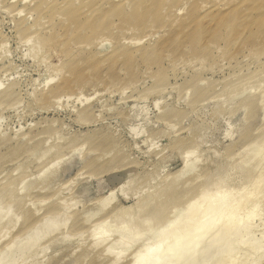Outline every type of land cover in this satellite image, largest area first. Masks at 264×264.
I'll list each match as a JSON object with an SVG mask.
<instances>
[{
    "label": "rangeland",
    "instance_id": "374dc122",
    "mask_svg": "<svg viewBox=\"0 0 264 264\" xmlns=\"http://www.w3.org/2000/svg\"><path fill=\"white\" fill-rule=\"evenodd\" d=\"M263 2L0 0V264L145 262L190 198L244 224L217 264H264Z\"/></svg>",
    "mask_w": 264,
    "mask_h": 264
},
{
    "label": "bare ground",
    "instance_id": "6f19581e",
    "mask_svg": "<svg viewBox=\"0 0 264 264\" xmlns=\"http://www.w3.org/2000/svg\"><path fill=\"white\" fill-rule=\"evenodd\" d=\"M25 1V0H24ZM28 1V0H27ZM78 1V0H77ZM248 3H250V5L252 6V5H254L256 2H258V0H246ZM262 1V0H261ZM55 2H57V1H55ZM25 3V2H24ZM23 3V4H24ZM159 3H160V1H159ZM57 4V3H56ZM59 4V3H58ZM56 7H57V9H58V5H55ZM56 7H55V9H56ZM54 9V10H55ZM103 10V9H102ZM255 10H256V13L258 12V15L257 16H259V12H263L264 13V2H263V4H261V5H258L257 4V6H256V8H255ZM255 10H254V12H255ZM177 11V10H176ZM24 12V11H23ZM89 12H91V14H92V16L93 15H95V13H96V11L95 10H92V11H89ZM163 13V12H162ZM21 14V13H20ZM261 14V13H260ZM256 15V14H255ZM20 16V15H19ZM30 17V16H29ZM31 19V18H30ZM81 20V19H80ZM42 22V21H41ZM115 23V22H114ZM66 24V23H65ZM77 24H79V23H77ZM81 24V23H80ZM78 28V27H77ZM74 32V31H73ZM59 33V32H58ZM66 36V35H65ZM64 36V37H65ZM80 36V35H79ZM84 37V36H83ZM89 38V37H88ZM97 42H99V41H97ZM88 43V42H87ZM96 43V42H95ZM133 43V42H132ZM140 43V42H139ZM64 45H66V44H64ZM68 45V44H67ZM65 47V46H64ZM212 47V46H211ZM66 48V47H65ZM68 48V47H67ZM88 49V48H87ZM193 51V50H192ZM64 52V51H63ZM198 56V55H197ZM241 56V55H240ZM114 57V56H113ZM208 57V56H207ZM179 64V63H178ZM177 65V64H176ZM205 68V67H204ZM210 68V67H209ZM174 72V71H173ZM205 73V72H204ZM49 81V80H48ZM65 81V80H64ZM200 84H202V83H200ZM189 87V86H188ZM13 90V89H12ZM12 90H10V91H7V92H5V94H2L3 96V98H5L6 96H8L9 94L11 95V93L10 92H13ZM59 91H61V90H59ZM69 91V90H68ZM191 91V90H190ZM197 91V90H196ZM4 93V92H3ZM63 93V92H62ZM188 93V92H187ZM197 93V92H196ZM205 93V92H204ZM189 94H190V92H189ZM206 95V94H205ZM1 96V95H0ZM1 98V97H0ZM9 98H11V97H8V99ZM194 98V97H193ZM8 99H5V100H8ZM195 99V98H194ZM1 100V99H0ZM262 100V99H261ZM4 101V100H3ZM197 101V100H196ZM263 102V101H262ZM261 102V103H262ZM207 104V103H206ZM3 105V104H2ZM200 105H202V104H200ZM263 105V104H262ZM175 113V112H174ZM264 118V117H263ZM169 121H171V120H169ZM174 127V126H173ZM171 128V127H170ZM197 132V131H196ZM198 133V132H197ZM258 133V132H257ZM191 135V134H190ZM193 135V134H192ZM257 143V142H256ZM256 143H254V144H256ZM263 144H264V141H263ZM262 144V145H263ZM257 145V144H256ZM251 147V146H250ZM248 149H249V146L247 147ZM252 148V147H251ZM254 148V147H253ZM196 151V150H195ZM256 151V150H255ZM245 152V151H244ZM243 152V150H242V153H244ZM240 153V152H239ZM238 153V154H239ZM248 154V153H247ZM240 155V154H239ZM244 155V154H243ZM250 155V154H249ZM213 156V155H212ZM208 157H210V156H208ZM214 157V156H213ZM245 157H248V156H244V158ZM103 158V157H102ZM239 158H241V156L239 157ZM243 158V159H244ZM235 159V158H234ZM213 164V163H212ZM93 166V165H92ZM227 167V166H226ZM216 168V167H215ZM229 168V167H228ZM226 169V168H225ZM231 169V168H230ZM224 170V169H223ZM226 175V174H225ZM211 177V176H210ZM171 178V177H170ZM204 179V178H203ZM219 179V178H218ZM168 180H169V178H168ZM198 181H200V180H198ZM197 181V182H198ZM212 181V180H211ZM220 182V181H219ZM223 183V182H222ZM189 184V183H188ZM214 184V183H213ZM212 184V185H213ZM172 185V184H171ZM170 185V183H169V186L167 187L166 186V188H165V192H167L169 195L171 194V192L173 193L174 191H172L173 189V187ZM202 185V184H201ZM185 187H187L186 185H185ZM190 187V186H189ZM171 189V190H170ZM177 189V188H176ZM206 189V188H205ZM164 190V189H163ZM162 190V191H163ZM200 190H202V189H200ZM203 191V190H202ZM206 191V190H205ZM164 192V193H165ZM162 193V192H161ZM159 194H160V192H159ZM174 194V193H173ZM204 194V192L202 193V194H199V195H203ZM162 195V194H161ZM167 195V194H166ZM165 195V196H166ZM175 195V194H174ZM174 195H172V196H168L169 198L170 197H172V199H170V201H171V203H164V201H163V199L164 198H162V196H157L158 198L160 197V198H162V199H160L159 198V200L158 199H155L154 197H152V196H154V195H152V196H150L148 199H146V202L144 203V207H146V208H149V206H151L154 202H156V200L158 201V202H156V204L158 205L159 204V202H160V200H162L163 201V203L162 204H160V205H156V206H154L153 208V211H151V215L152 216H149L148 217V219H146V224H150V223H152V221H158V222H160V223H165L166 221H167V219H169V213H171L172 211H173V209H174V207L176 206V207H178L177 205H176V202L177 203H179L180 204V201L181 200H183V198H181V200L178 202L177 201V198L176 197H178V196H176V197H174ZM197 195V194H196ZM196 195H195V197H196ZM156 196V195H155ZM163 196H164V194H163ZM164 196V197H165ZM198 196V195H197ZM201 196H199V197H201ZM152 197V198H151ZM167 196L165 197V198H168ZM168 198V199H169ZM178 198H180V197H178ZM194 198V197H193ZM193 198H192V203H193ZM198 198V197H197ZM108 199V201H109V198H107ZM168 199H166V200H168ZM194 199H196V198H194ZM106 200V199H105ZM165 200V199H164ZM190 201H188V203L190 202L191 203V198L189 199ZM197 200V199H196ZM196 200H194V202H196ZM107 201V200H106ZM169 200H168V202H170ZM183 202H185V201H183ZM183 202H181V205H182V203ZM187 203V204H188ZM165 204V205H164ZM170 204H172V205H170ZM178 204V205H179ZM187 204H186V202H185V204L184 205H186L187 206ZM28 205H29V203H28ZM27 205V206H28ZM162 205V206H161ZM170 205V207L168 208V206ZM184 205L183 206H181L182 208H184ZM193 205V204H192ZM192 205H189L188 204V207L189 206H192ZM143 206V205H142ZM180 206V205H179ZM173 209H172V208ZM175 207V208H176ZM139 208V207H138ZM141 208V207H140ZM140 208H139V210H140ZM182 208H178L179 209V212H180V209H182ZM189 208H192V207H189ZM189 208H186L185 207V209H189ZM142 209H145V208H143L142 207ZM178 209H176V213H177V210ZM245 209V208H244ZM146 210V209H145ZM172 210V211H171ZM175 210V209H174ZM184 210V209H183ZM181 211L180 213L178 212V216L176 215V217H178V218H176L175 216H173V215H171V216H173L172 217V219H175L174 221H171L172 219L170 218L169 220L170 221H167L166 223H168V222H172V223H170L171 225L173 224V223H175L176 222V229L178 230V231H180L182 234H184L183 236H181V238H180V240L178 241V242H176L174 245H172V246H170L167 250H165L164 252H154L153 253V256L151 257V258H149V259H147L145 262L143 261V259H144V257H142V258H140L139 259V257L137 258V260L134 258V262L135 261H137L138 262V264H139V262L140 261H143L145 264H211V262H212V259L214 258V256H217V257H215L218 261H220L219 260V258L221 257V256H219L220 254L221 255H223L222 254V252L225 250V251H227V248L225 249V246H223V243L225 242L224 241V239H225V237H226V235H227V230H228V228H229V224H225L226 226H228L227 228H217L216 229V227H215V229H216V231H215V229H213V231H215V232H212V234L213 235H209V234H207V233H209L210 232V230H209V232H208V229H207V227H206V229H204V230H207V233H206V231L204 232L203 230V232L204 233H200V230L202 229L201 228V225L203 224H201V225H196L195 224V222H194V216H196V213H195V208L194 209H189L188 210V212H187V210L185 211ZM138 211V210H137ZM237 211V210H236ZM251 211V210H250ZM256 211V210H255ZM140 212V211H139ZM139 212H137V214L139 213ZM187 212V213H186ZM234 212H235V210H234ZM233 212V213H234ZM252 212V211H251ZM258 212V211H257ZM175 213V212H174ZM236 214H237V212H236ZM252 214V213H251ZM235 215V214H234ZM254 215V214H253ZM169 216V217H168ZM232 216H233V214H232ZM175 217V218H174ZM234 217V216H233ZM236 217H237V215H236ZM236 217L234 218L236 221V223H235V226H236V224H237V219H236ZM232 219V218H231ZM249 219V218H248ZM232 221H234L233 219H232ZM231 220H230V222H231V225H232V222ZM109 223V222H108ZM165 223V224H166ZM233 223V224H234ZM239 223L240 224H237V226L238 225H241V222L239 221ZM145 224V225H146ZM162 225V224H161ZM160 225V227H163L164 226V224H163V226H161ZM230 225V227H231V229L232 228H234V226L232 227ZM244 225V224H243ZM243 225H241V226H243ZM156 226V225H155ZM204 226H206V225H204ZM223 226V225H222ZM221 226V227H222ZM225 226V227H226ZM236 226V227H237ZM100 227V226H99ZM224 227V226H223ZM158 228V227H157ZM201 228V229H200ZM204 228V227H203ZM238 228V227H237ZM94 229V228H93ZM227 229V230H226ZM230 229V228H229ZM231 229L229 230V231H231ZM238 229H240V228H238ZM238 229H236V230H238ZM201 231V232H202ZM211 231H212V228H211ZM232 231H235V229H232ZM231 231V232H232ZM230 232V233H231ZM230 233H229V235H230ZM234 233V232H233ZM233 233H231L232 235H233ZM91 234V233H90ZM203 234H205V237L207 238V237H211L210 239H205L204 238V236H201L202 237V239L204 238V241H202V240H200V241H202V242H204V243H202V247H201V249H200V247L197 249V250H199V252H196L195 250H194V248H196V247H193V246H195L196 244H197V241H198V239H199V237H200V235H203ZM207 235H209V236H207ZM228 236V235H227ZM231 236V235H230ZM201 237H200V239H201ZM207 240H208V242H207ZM225 240H227V239H225ZM199 241V242H200ZM206 241V242H205ZM228 241H230V240H228ZM227 241V242H228ZM226 242V243H227ZM226 243H224V244H226ZM148 244V243H147ZM146 244V245H147ZM228 244H230V242L229 243H227V245ZM99 246V245H98ZM192 247H193V249H192ZM198 247V246H197ZM226 247H228V246H226ZM107 249V248H106ZM191 249L193 250V251H191ZM230 248L228 247V250H229ZM105 250V249H104ZM224 251V252H225ZM192 252H195V253H192ZM159 253V254H158ZM215 258H214V260H215ZM217 260H215L214 262H215V264H217ZM221 262V261H220ZM219 263V262H218ZM132 264V263H131ZM141 264V263H140ZM212 264H214L213 262H212ZM219 264H221V263H219ZM225 264H227L226 262H225Z\"/></svg>",
    "mask_w": 264,
    "mask_h": 264
}]
</instances>
